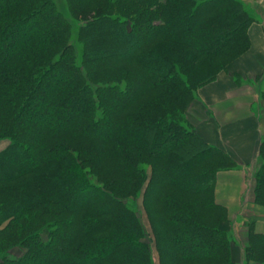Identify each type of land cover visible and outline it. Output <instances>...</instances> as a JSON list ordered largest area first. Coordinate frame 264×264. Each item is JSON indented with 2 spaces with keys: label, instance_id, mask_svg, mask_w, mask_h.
Segmentation results:
<instances>
[{
  "label": "trees",
  "instance_id": "obj_1",
  "mask_svg": "<svg viewBox=\"0 0 264 264\" xmlns=\"http://www.w3.org/2000/svg\"><path fill=\"white\" fill-rule=\"evenodd\" d=\"M66 3L0 0V264H154L142 189L160 264H237L215 188L238 163L185 111L250 48L246 2ZM260 158L264 205V140ZM248 225L245 258L264 263Z\"/></svg>",
  "mask_w": 264,
  "mask_h": 264
},
{
  "label": "crops",
  "instance_id": "obj_2",
  "mask_svg": "<svg viewBox=\"0 0 264 264\" xmlns=\"http://www.w3.org/2000/svg\"><path fill=\"white\" fill-rule=\"evenodd\" d=\"M259 2L249 28L250 48L215 81L200 88L188 113L194 130L238 163L218 171L215 188L216 201L228 209L237 264H264L244 256L249 222L253 220L254 229L264 233V205L256 202L254 177L262 163L264 140V104L260 96L264 90V1Z\"/></svg>",
  "mask_w": 264,
  "mask_h": 264
},
{
  "label": "rangeland",
  "instance_id": "obj_3",
  "mask_svg": "<svg viewBox=\"0 0 264 264\" xmlns=\"http://www.w3.org/2000/svg\"><path fill=\"white\" fill-rule=\"evenodd\" d=\"M259 1L262 2L264 0H248L247 2L245 1L246 2V5H247V7H248V9H249V11H250L251 14H253V13H255L257 11L255 5ZM56 2L58 4V7L61 9V11L64 14L69 15V11H68V8H67L66 0H56ZM75 29H77V24L74 23V30ZM232 62H230L227 65V67ZM227 67H226V69H227ZM224 70L225 69L221 70L217 74V76L213 80H211L210 82H208V83H212L213 81H215L218 78V76L220 75V73L223 72ZM239 82H241V79H239ZM208 83H206V84H208ZM205 85H203V86H205ZM202 87H200V88H202ZM200 88L197 89V92L200 90ZM262 92H260V96H262ZM195 100H196V95H195V98L188 105V108H186V111L185 112H186L187 117H188V113L190 112L191 106H192V104L194 103ZM261 101H262V104H264V100L261 99ZM188 122L191 124V125L188 124V126L191 127L192 126V123L190 121H187V123ZM10 142H11V140L9 138H2V139H0V151H2L3 149H5L10 144ZM146 172H147L148 175H151V173H152V166L151 165H147ZM143 196H144V189L140 190L136 196L130 197L129 198V202L135 208V210L137 211V213H138V215H139V217H140L143 225L145 226V229H146L145 239H146V241L149 242V244L151 246V249H152V257H153L154 264H160L159 252H158V249H157V246H156V242H155V237H154V233H153V230H152V224H151L150 216H149L148 211L146 209V206L144 204ZM226 225H228V224H226ZM25 250H26V248L25 247H22V246L14 247L10 251L11 252V257H13V258L20 257V256L23 255V253L25 252ZM244 256H245V254H244Z\"/></svg>",
  "mask_w": 264,
  "mask_h": 264
}]
</instances>
